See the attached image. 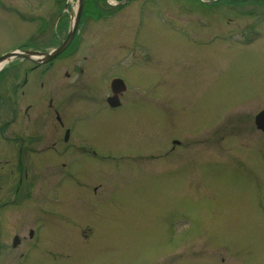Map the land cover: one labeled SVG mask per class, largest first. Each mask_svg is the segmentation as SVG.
Listing matches in <instances>:
<instances>
[{"label":"rangeland","instance_id":"1","mask_svg":"<svg viewBox=\"0 0 264 264\" xmlns=\"http://www.w3.org/2000/svg\"><path fill=\"white\" fill-rule=\"evenodd\" d=\"M77 8L0 0V57L60 46ZM35 65L0 71V264H264V0H85Z\"/></svg>","mask_w":264,"mask_h":264},{"label":"water","instance_id":"2","mask_svg":"<svg viewBox=\"0 0 264 264\" xmlns=\"http://www.w3.org/2000/svg\"><path fill=\"white\" fill-rule=\"evenodd\" d=\"M250 1H260V0H250ZM84 2H85V0H80L77 16L73 22V25L71 27V30H70L65 42L61 46L52 50L51 52H44V53L37 52V51H22V52L14 51V52H10V53L0 57V64L8 62L14 58L29 59V60L37 63V64H46L48 62L55 60L57 57H59L61 55V53H63L68 48V46L71 44V42L74 39V37L78 31L80 22H81L82 12H83V8H84ZM112 89H113V93L115 95L122 92L124 89L122 81L121 80H115L112 84ZM108 102H109V105L112 107H117L120 105V101H119V98L117 96L110 98L108 100ZM255 125H256L258 130L264 132V110L256 116ZM17 244H18V239L15 240V245H17Z\"/></svg>","mask_w":264,"mask_h":264},{"label":"flooded vegetation","instance_id":"3","mask_svg":"<svg viewBox=\"0 0 264 264\" xmlns=\"http://www.w3.org/2000/svg\"><path fill=\"white\" fill-rule=\"evenodd\" d=\"M50 65H52V63H50V64H48V65H44L45 66V70H42V68H43V65H35L33 68H31V71H37V70H39V78H41V76L42 75H44V73L46 72V70L48 69V67L50 66ZM40 70H42L41 72H40ZM28 73H26L25 75H27ZM45 87V85L43 84V83H41L40 85H39V91H41V94L39 95V97H38V100L40 101L41 100V98H42V90H43V88ZM45 90V89H44ZM34 91V90H33ZM38 95V94H37ZM15 96H16V91H14L13 92V94H10V96H9V99L8 100H11L12 99V101H13V104H12V116H11V121L10 122H15V119L16 118H18L19 116H18V111H17V107H16V104H15ZM31 98H34L35 97V94H30L29 95ZM118 96H122V94H118ZM37 97V96H36ZM35 97V98H36ZM34 98V99H35ZM1 99H2V97H1ZM39 106V105H38ZM48 109H49V112H50V118H52V120H54L55 122H54V125L52 126L53 127V129H57V125H58V122L61 124V121H60V116H59V113H58V109L54 106V103H53V100L50 98V100H49V103H48ZM121 108V106L119 107V108H117V109H120ZM117 109H115V110H117ZM28 110H30V106H28V108H27V110L25 111V113L27 114V115H29L28 113H29V111ZM41 109H38V121H40L39 119L40 118H42V115H41V111H40ZM31 117V116H30ZM29 117V118H30ZM9 122V123H10ZM61 126H62V124H61ZM1 131H4V127H2V129H0V132ZM56 131V130H55ZM2 133V132H1ZM57 134V133H56ZM47 135V134H46ZM48 136V135H47ZM41 138V137H40ZM13 139H14V141H17V140H19V137H13ZM20 139H22V140H24V137H20ZM33 139H35V138H33ZM33 139H32V136H29V141L28 142H31L32 143V141H33ZM38 140H40L39 138H38ZM22 142V141H21ZM26 142V141H25ZM40 142V141H39ZM69 141L68 140H66L65 139V143H68ZM20 143V141H18V143L17 144H19ZM20 151L18 152V155H17V163H16V169H17V171L18 172H20L21 174H23L24 173V170L26 171V169H25V165H23L24 163H23V152H22V150L24 151V150H26V151H28L27 152V154L29 155L30 153H31V151L32 150H30V149H26V148H22V149H19ZM26 178V177H25ZM24 180H23V178L21 177L20 178V181H19V185H18V187H17V192H20V187L22 186V182H23ZM31 233H33V230H31L30 231V233H29V237L30 238H32L33 237V235L31 234ZM15 246V245H14Z\"/></svg>","mask_w":264,"mask_h":264},{"label":"bare ground","instance_id":"4","mask_svg":"<svg viewBox=\"0 0 264 264\" xmlns=\"http://www.w3.org/2000/svg\"><path fill=\"white\" fill-rule=\"evenodd\" d=\"M80 2V1H79ZM6 66V63L0 64V71Z\"/></svg>","mask_w":264,"mask_h":264},{"label":"trees","instance_id":"5","mask_svg":"<svg viewBox=\"0 0 264 264\" xmlns=\"http://www.w3.org/2000/svg\"><path fill=\"white\" fill-rule=\"evenodd\" d=\"M239 1H245L246 2V0H239ZM221 2V0L219 1V3ZM30 43H32V42H30Z\"/></svg>","mask_w":264,"mask_h":264}]
</instances>
